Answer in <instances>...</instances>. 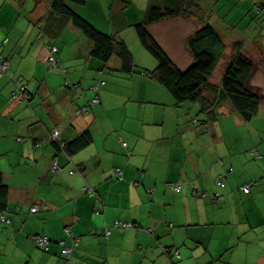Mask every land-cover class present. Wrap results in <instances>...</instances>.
<instances>
[{"label":"crops","instance_id":"1","mask_svg":"<svg viewBox=\"0 0 264 264\" xmlns=\"http://www.w3.org/2000/svg\"><path fill=\"white\" fill-rule=\"evenodd\" d=\"M115 1L86 0L75 9L128 45L137 67L131 74L118 56L95 58L93 42L72 23L61 27L55 17L46 29L50 0H0V44L9 62L0 78V169L9 186L0 264H62L60 243H72L67 228L79 239L71 264H264V71L249 83L262 96L257 117L246 121L225 102L208 121L200 103L176 105L150 76L158 63L133 30L153 0H123L114 9ZM196 16L149 28L181 69L193 61L187 41L200 27ZM254 47L249 52L264 62V44ZM19 81L27 102L11 100ZM198 113L207 118L199 122ZM55 130L63 142L90 130L93 141L69 155L54 146ZM245 184H253L249 194ZM116 221L135 227L106 235ZM36 235L53 241L48 251Z\"/></svg>","mask_w":264,"mask_h":264},{"label":"trees","instance_id":"2","mask_svg":"<svg viewBox=\"0 0 264 264\" xmlns=\"http://www.w3.org/2000/svg\"><path fill=\"white\" fill-rule=\"evenodd\" d=\"M164 1L162 3L161 0H153L146 10L144 19L135 26L142 47L158 63L157 68L150 72V76L164 85L174 97L176 105L180 106L187 102L200 103L202 111L208 114V121L212 122L217 119L216 109L225 102H230L234 110L246 121L257 117L262 104V96L249 84L256 70L257 62L243 52V43L237 41L232 44L233 52L225 65L221 83L215 84L211 81V77L219 62L226 56L228 47L217 29L212 24L205 23L188 38L187 44L193 61L186 69H181L152 35L149 28L152 24L164 19L193 17L197 14L196 10H200V2L199 0ZM50 3L52 15L47 19L46 29L51 28L50 21L55 17L59 20L61 27L72 23L93 42L92 54L95 58L107 63L114 56H118L125 73L131 74L136 71L134 56L128 45L116 36L99 30L76 11L75 7L85 5L86 0H50ZM119 3L124 4V1L116 0L112 8L115 9V5L117 6ZM118 14L116 10L113 16H118ZM3 46L4 42L2 45L0 44L2 55H4ZM55 68L51 70L53 71ZM92 141V132L86 130L73 141L64 142L63 146L59 140H53V144L59 151L65 150L67 154L72 155L86 148ZM256 153L262 157V154L257 150H252L255 157H257ZM223 197L220 193L216 194L217 199H223ZM8 198L9 186L0 169V211L6 210ZM114 223L110 225L111 232L115 229L128 230L114 228ZM131 224L133 227L129 229L135 227L134 223Z\"/></svg>","mask_w":264,"mask_h":264},{"label":"rangeland","instance_id":"3","mask_svg":"<svg viewBox=\"0 0 264 264\" xmlns=\"http://www.w3.org/2000/svg\"><path fill=\"white\" fill-rule=\"evenodd\" d=\"M199 2L200 10H196V15H199L200 17L199 26H202L205 23L212 24L224 39L228 47L227 54L223 60L219 62L211 77V81L216 83L220 79L222 80L223 69L225 68L230 54L233 52L232 44L237 41H241L243 43V52L247 56L252 57L256 62L258 61L255 71L257 72V70H259L260 72H263L264 62L262 60H258L259 58L255 57V54H253L254 52L251 53L249 51L256 48L254 45L261 46L264 44V0H199ZM133 34H135L136 37L138 36L135 27ZM127 37L129 38V41H131L129 34H127ZM119 38L122 39V37ZM138 46H140L143 53L146 52L141 44ZM172 50L177 56H180L179 54L181 53V48L179 45H174ZM144 54L147 58H149V60H153L157 63V60L152 55L147 52ZM137 57L139 59V56ZM258 78L260 80H264V75L260 74ZM204 116L207 118L206 114ZM204 116L198 113L195 115V118L199 120V122H203ZM226 122L228 124L232 121L229 122V120H226ZM247 126L248 125H245L239 127L238 129L240 132H243Z\"/></svg>","mask_w":264,"mask_h":264},{"label":"built area","instance_id":"4","mask_svg":"<svg viewBox=\"0 0 264 264\" xmlns=\"http://www.w3.org/2000/svg\"><path fill=\"white\" fill-rule=\"evenodd\" d=\"M49 63L51 64V69L58 67V64H57L54 56H51L49 58ZM8 70H9V62L7 61L5 56L0 53V78H2L4 75H6ZM104 84H105L104 81H99L97 84H95L93 89L99 90L100 86L104 85ZM30 98H31V95L28 92L27 85L25 83H23L22 81L17 82L16 86H15V90L12 93L11 100L13 102H16V103H22V102L29 101ZM99 102H100L99 98L96 97L92 101V104H97ZM51 137H52V140H59L61 142L62 146L65 144L63 141L60 140V131L59 130L53 131L51 134ZM124 145L127 146V144H124ZM256 155L258 158L261 157V155H259L258 153H256ZM61 169L62 168L59 166L58 161L57 160L53 161V163L51 164V171L54 173L55 172L57 173ZM116 171L119 175L122 174L121 169H117ZM218 185L220 187L224 188L226 185L224 182V179H220L218 182ZM252 185L253 184H245L244 186H242L241 189L244 193H250ZM180 187H181V181L175 185V188L177 190ZM89 192H91V191H89ZM37 211H38V207L32 208V212H37ZM2 219L4 221H6L5 217H3ZM113 227L114 228H121V229H129V228L133 227V224L128 223V222H123V221H116L114 223ZM105 228H106V235L109 236L111 234V226L108 225ZM66 233L68 236L71 237L72 243L69 245L65 244L64 242L60 243V245L62 247L63 264H71V259H72V256L74 254L75 248L79 245V239L74 236V234L70 228L66 229ZM35 240L38 243V245L40 247H42L45 251H48L50 249L52 241L48 236L38 235L35 237Z\"/></svg>","mask_w":264,"mask_h":264}]
</instances>
